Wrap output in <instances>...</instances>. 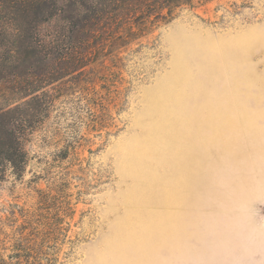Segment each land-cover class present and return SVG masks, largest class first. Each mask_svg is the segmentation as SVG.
Segmentation results:
<instances>
[{
  "label": "rangeland",
  "instance_id": "374dc122",
  "mask_svg": "<svg viewBox=\"0 0 264 264\" xmlns=\"http://www.w3.org/2000/svg\"><path fill=\"white\" fill-rule=\"evenodd\" d=\"M117 51L31 121L0 264H264V0H193Z\"/></svg>",
  "mask_w": 264,
  "mask_h": 264
},
{
  "label": "trees",
  "instance_id": "16d2710c",
  "mask_svg": "<svg viewBox=\"0 0 264 264\" xmlns=\"http://www.w3.org/2000/svg\"><path fill=\"white\" fill-rule=\"evenodd\" d=\"M192 1L0 0V180L8 169L17 176L25 170L30 123L49 114L51 87L92 74L119 47ZM23 251L9 256L14 264H24Z\"/></svg>",
  "mask_w": 264,
  "mask_h": 264
}]
</instances>
